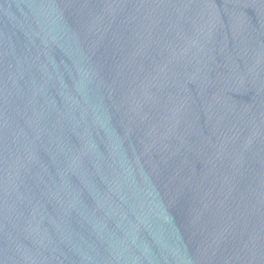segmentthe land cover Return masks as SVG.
<instances>
[{
    "label": "water",
    "instance_id": "water-1",
    "mask_svg": "<svg viewBox=\"0 0 264 264\" xmlns=\"http://www.w3.org/2000/svg\"><path fill=\"white\" fill-rule=\"evenodd\" d=\"M0 264H264V0H0Z\"/></svg>",
    "mask_w": 264,
    "mask_h": 264
}]
</instances>
